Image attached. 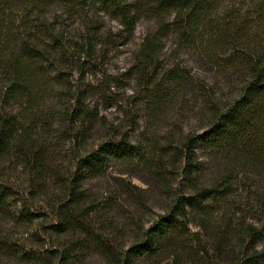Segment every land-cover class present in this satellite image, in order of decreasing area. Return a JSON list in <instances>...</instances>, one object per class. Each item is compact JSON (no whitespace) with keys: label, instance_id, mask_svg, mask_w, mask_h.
I'll list each match as a JSON object with an SVG mask.
<instances>
[{"label":"rangeland","instance_id":"374dc122","mask_svg":"<svg viewBox=\"0 0 264 264\" xmlns=\"http://www.w3.org/2000/svg\"><path fill=\"white\" fill-rule=\"evenodd\" d=\"M239 2L223 4L218 16L244 17V0ZM21 14L16 13L14 25L30 35L34 30ZM80 14L53 6L45 15L47 26L60 32L65 58L50 73L35 111L39 114L29 123L36 127L35 152L23 159L11 153L0 161L1 180L14 192L8 213L0 214V264H122L123 251L142 238L175 198L194 192L182 172L181 143L206 129L244 85L243 76L219 69L194 48L178 47L171 34L162 38L157 62L141 79L136 55L145 34L155 29L154 21L140 17L130 34L116 38L121 26L114 18L93 6ZM235 45L217 52L219 58L241 52L243 44ZM167 68L187 73L188 84L150 104L146 82ZM197 82L204 84V93ZM76 92L85 96L84 106L91 112L81 126L68 120ZM121 134L139 146L142 156L112 161L100 176L86 181L79 211L68 212L76 222L64 232L55 230L59 218L54 210L77 157ZM195 156L199 169L193 186L225 188V200L211 202L205 213L187 208L178 245L130 264H247L255 253L264 260V171L241 157L199 147ZM250 228L261 231L255 244Z\"/></svg>","mask_w":264,"mask_h":264},{"label":"trees","instance_id":"16d2710c","mask_svg":"<svg viewBox=\"0 0 264 264\" xmlns=\"http://www.w3.org/2000/svg\"><path fill=\"white\" fill-rule=\"evenodd\" d=\"M225 3L234 5L240 2L0 0V161L11 153L23 159L37 148L38 138L33 132L36 127L29 123L39 114L35 111L39 109L50 85V73L65 58L59 40L60 32L47 26L45 18L53 6L62 8L68 15L80 14L84 7L93 6L97 12L109 15L121 26V33L116 38L130 34L140 17L151 18L155 29L145 34L136 55L141 79L144 70L157 62L162 51L161 40L167 34L175 37L178 47L194 48L207 62L216 63L219 69L227 67L244 77L240 94L225 109L215 112L206 129L188 136L181 143L182 172L194 190L193 194L175 198L169 210L144 230L142 238L123 251L122 264H130L133 259L143 255L153 257L160 251L178 245L186 228L187 208L205 213L211 202L225 200V188L193 186L199 169L195 160L197 147L241 157L264 171V0H244V17L238 19L218 16V10ZM19 11L22 13L21 19L29 20L30 29L34 30L30 35L14 25ZM114 42L115 39L111 38L110 43ZM236 43L243 44V48L238 50L241 52L219 58L222 54L217 52L224 47L232 48ZM189 78L187 73L167 68L160 75L150 76L146 82L145 98L150 104L160 103L171 96L173 87L187 86ZM196 88L204 93L205 87L201 82H197ZM84 100L85 96L76 92L68 112V120L79 126L85 119L91 118ZM141 156L139 146L125 134L117 139L104 140L79 155L63 185L61 202L54 210L59 218L55 230L64 232L72 222H76L68 212L79 211L86 181L100 176L112 161H130ZM13 195V190L0 177V214L8 213L7 203ZM19 215L24 220L28 218L22 208ZM248 234L250 241L255 244L261 231L250 228ZM263 261V256L255 253L245 263L262 264Z\"/></svg>","mask_w":264,"mask_h":264}]
</instances>
